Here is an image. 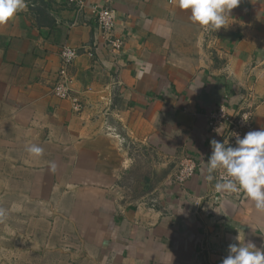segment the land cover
Instances as JSON below:
<instances>
[{"label": "crops", "instance_id": "obj_1", "mask_svg": "<svg viewBox=\"0 0 264 264\" xmlns=\"http://www.w3.org/2000/svg\"><path fill=\"white\" fill-rule=\"evenodd\" d=\"M84 1L26 0L0 25V264H222L239 234L264 250V212L206 178L215 106L264 128V0L217 31L177 0ZM91 5L115 10L119 53ZM62 46L78 112L52 93ZM186 154L200 164L177 183Z\"/></svg>", "mask_w": 264, "mask_h": 264}, {"label": "clouds", "instance_id": "obj_2", "mask_svg": "<svg viewBox=\"0 0 264 264\" xmlns=\"http://www.w3.org/2000/svg\"><path fill=\"white\" fill-rule=\"evenodd\" d=\"M240 3L241 0H177L178 7L190 13V21L206 31L225 27L226 18ZM26 7V0H0V25L14 19ZM210 145L212 153L207 160V180L211 181L218 169L226 172V177L222 176L215 184L216 192L243 193L258 211L264 212V128L249 131L243 137L236 134L235 146L215 139ZM27 151L34 156L43 153L37 145L28 146ZM236 240L239 243L229 244L228 255L222 264H264V250L253 243L242 242L244 237L240 234Z\"/></svg>", "mask_w": 264, "mask_h": 264}, {"label": "built area", "instance_id": "obj_3", "mask_svg": "<svg viewBox=\"0 0 264 264\" xmlns=\"http://www.w3.org/2000/svg\"><path fill=\"white\" fill-rule=\"evenodd\" d=\"M67 3L81 8L85 5L84 0H66ZM93 14L102 37V46L113 54L119 53L123 45L122 38L114 34L115 10L111 7H99L96 5L89 6ZM97 46V45H96ZM87 55L92 56L93 51L88 50ZM79 55L76 48L70 46H62L59 52V68L56 73V78L52 86V93L56 98L69 100L73 110L81 111L82 103L73 94L70 87L72 77L69 69ZM242 117L248 120L244 121ZM207 125L211 133L215 134L220 142L228 141L229 144L235 146L236 134L243 137L244 134L253 128V108L251 105H245L238 110H231L224 104L214 107L208 114ZM199 162L193 156L184 155L174 174V181L184 183L193 176L199 166ZM226 177V172L223 169L217 170V178Z\"/></svg>", "mask_w": 264, "mask_h": 264}, {"label": "rangeland", "instance_id": "obj_4", "mask_svg": "<svg viewBox=\"0 0 264 264\" xmlns=\"http://www.w3.org/2000/svg\"><path fill=\"white\" fill-rule=\"evenodd\" d=\"M147 170L148 169V165L147 164H143V165H140L139 167H138V172H141V171H143V170ZM4 208H0V210L2 211Z\"/></svg>", "mask_w": 264, "mask_h": 264}]
</instances>
